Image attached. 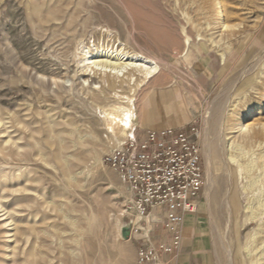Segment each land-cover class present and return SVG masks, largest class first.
Masks as SVG:
<instances>
[{"label":"rangeland","instance_id":"rangeland-1","mask_svg":"<svg viewBox=\"0 0 264 264\" xmlns=\"http://www.w3.org/2000/svg\"><path fill=\"white\" fill-rule=\"evenodd\" d=\"M105 48L150 56L162 72L117 89L109 73L85 81V56ZM162 89L174 100L154 107L160 128L145 126L143 99ZM130 104L132 128L104 119ZM263 107L264 0H0V264H137L129 224L143 218L103 159L133 133L190 125L203 152L207 264H227L214 230L228 264L257 253L264 264V215L240 232L264 210V147L246 149L247 171L239 131L264 123Z\"/></svg>","mask_w":264,"mask_h":264},{"label":"built area","instance_id":"built-area-1","mask_svg":"<svg viewBox=\"0 0 264 264\" xmlns=\"http://www.w3.org/2000/svg\"><path fill=\"white\" fill-rule=\"evenodd\" d=\"M196 125L149 129L131 134L103 161L114 168L133 195L143 217L130 221L129 237L137 242V264H164V254L178 251L181 226L187 213H195L205 186L203 152ZM161 209V224L169 235L155 241L150 218Z\"/></svg>","mask_w":264,"mask_h":264},{"label":"bare ground","instance_id":"bare-ground-1","mask_svg":"<svg viewBox=\"0 0 264 264\" xmlns=\"http://www.w3.org/2000/svg\"><path fill=\"white\" fill-rule=\"evenodd\" d=\"M223 11L224 10H219V15H223L224 14ZM223 25H225V27H228L227 24H223ZM121 51L118 52V53H116V54H114V52H111L109 50V48H105V49H96V50H92L91 52H88V54L85 56V58L83 60L84 61V65H83L82 71L80 72V75L85 76L84 77L85 78V81H89L90 83H92L95 80L99 79V77H98L99 74H105V73L108 74L109 73L110 74V76H109L110 78L108 80H105V81L108 82V86L110 88L117 89L118 87H122V85L124 83H129V84H132L133 83L134 84L138 80L141 81V82H139V86H140L143 83L149 81L151 78H154L156 76L158 77V75L162 72V65H161V63L158 60H156V59H154V58H152L150 56H145V55H142V54H135V53H132V52L127 51V50H121ZM111 74H116L117 77H122V79L113 78V77L111 78ZM55 82L60 83L57 80H55ZM60 86H62V85H60ZM171 94H172V91L170 89H162V90H157V91L156 90L155 91L152 90L151 92H149V94H147L145 96L144 99L142 98L143 99V104L141 103L142 106L139 109H141V113H142V117L141 118H142V123L143 124L150 123V121L155 118L154 117V114H153L154 107L159 106V105H162V104L165 105L167 103L169 105V103H172L173 102L174 98H173V96H171ZM111 105H113V104H111ZM133 109L134 108H133V106H131V104L129 106H127V107H125V106L116 107L115 106V108H110L109 109V112H107V111L105 112L104 119L105 120H108L109 119L110 121H112L113 124L122 123V124L125 125V127H126L125 129L126 130L127 129H130V128H132V126L134 124V119H135V116H134L135 114H134V110ZM263 109H264V107H263ZM169 110H173V108H170ZM224 110H225V107L223 108L222 114H221V116L219 118V122H221V120L223 119V116H224V113H225ZM250 128L252 129V131H251V129H248L247 130V129H243L242 127L239 130V131H241V139H242V148H241L240 154H241L242 158H245L244 159L245 161H246V153H247L246 152L247 151L246 149H248L250 147H253V146L254 147H256V146L257 147H262V146L264 147V123L261 122V123H258V124H253L252 127H250ZM124 133L126 134L127 132L124 131ZM247 167H248V170L247 171H251L252 170V168L250 167V163L248 161H246V167L245 168H247ZM224 174H226V173H224ZM235 178H236V176H235ZM228 181H229V179H228ZM235 191L236 190H234L233 193H232V195H230V197L228 198L229 199L228 200L229 202L227 201V196L226 195H225L224 198L222 197V199H221V205L222 206L223 205L225 206V205H227L229 203L231 205L230 207H233V209H235V211H237V209H236V198H235L236 197V192ZM220 209L218 210V213L219 214L217 213L218 214L217 216L220 217L219 218L220 219V224L219 225H216V226H223V225H225V222H227L225 216L223 215L224 213H222ZM228 209L229 208H227L226 211H228ZM258 209H257V211H253V213L251 212L252 215L250 217L247 215L248 218L246 219V221H244L245 223L242 226V228H240V232L242 231V229L246 228L247 226L253 225L254 223H256V219L258 217H261L262 215H264V210L263 209L262 210H258ZM209 210H211V208ZM139 217H140V219L143 218L141 216V214H139ZM150 218H152L154 220L157 219L156 213L155 212H152L151 215H150ZM210 219H211V222L212 223L215 220V218L213 220L212 217ZM210 219H209V221H210ZM228 220H229V218H228ZM231 222H232V220H231ZM259 223H261V222H259ZM214 224H216V223H213L211 225L215 226ZM263 224H261V225H263ZM227 226H228V223H227ZM214 231H215L214 232V235L212 234L214 236V239L212 238L213 239L212 240L213 241V244L212 245L213 246H217L216 244H219L220 245V249H221V251H222V253L224 255L225 262L228 264L229 263V259H231L229 257L231 252L229 253L228 247L225 244L221 243L222 242V239H221L220 235H218V233L220 231L218 233L216 232V230H214ZM226 232H227V230H226ZM252 236H251V238H253ZM226 237H227V235H226ZM217 238H218V241H219V239L221 241L216 242ZM254 238H255V236H254ZM250 241H251V239H250ZM230 242H228V243H230ZM260 242L261 243L264 242V235H263L262 238L260 237ZM251 244H254V243L252 242ZM262 244H264V243H262ZM232 245L233 244H231L230 246H232ZM259 248H261V247L259 246ZM259 248H257V250L255 249V251H259L258 250ZM231 250H232V248H231ZM260 250H262V249H260ZM252 251H254V249ZM260 253H261V251H260ZM262 256H264V255H262ZM256 257H257L256 258V262L254 261L255 263H253V264H257L258 262H259L258 264H261V261H263L260 258L261 256L258 257V253H257V256ZM245 258L246 257L244 256V259ZM242 264H244V263H242Z\"/></svg>","mask_w":264,"mask_h":264},{"label":"crops","instance_id":"crops-1","mask_svg":"<svg viewBox=\"0 0 264 264\" xmlns=\"http://www.w3.org/2000/svg\"><path fill=\"white\" fill-rule=\"evenodd\" d=\"M145 126L160 128L162 125L158 124V122H151L146 123ZM153 212L157 216L155 220H158L159 215H162L161 209L159 208H155ZM201 215L202 213L199 210V213H187L184 216L181 226L182 241L180 247L176 253L164 254L162 256L164 264H207L209 257L206 254V242L208 239L205 234ZM154 236L155 241H166L169 238L164 227L160 224L154 227Z\"/></svg>","mask_w":264,"mask_h":264},{"label":"water","instance_id":"water-1","mask_svg":"<svg viewBox=\"0 0 264 264\" xmlns=\"http://www.w3.org/2000/svg\"><path fill=\"white\" fill-rule=\"evenodd\" d=\"M127 236V235H126Z\"/></svg>","mask_w":264,"mask_h":264}]
</instances>
